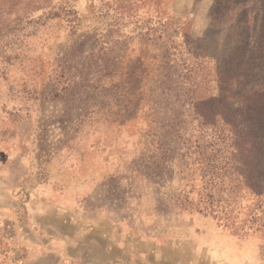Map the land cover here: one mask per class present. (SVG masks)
I'll return each mask as SVG.
<instances>
[{"label":"rangeland","instance_id":"374dc122","mask_svg":"<svg viewBox=\"0 0 264 264\" xmlns=\"http://www.w3.org/2000/svg\"><path fill=\"white\" fill-rule=\"evenodd\" d=\"M32 1L45 7L0 36V264H264V199L234 191L214 217L174 196L183 189L196 202L208 187L196 144L208 162H224L219 118L177 101L121 112L129 99L143 102L137 93L148 97L161 73L179 72L162 67L171 40L176 60L201 46L212 75L256 42L264 0ZM12 4L23 12L20 0H0L5 11ZM73 44L102 48L109 73L99 84L131 92L79 126L62 101L40 93ZM161 145L174 154L155 174L149 162Z\"/></svg>","mask_w":264,"mask_h":264},{"label":"trees","instance_id":"16d2710c","mask_svg":"<svg viewBox=\"0 0 264 264\" xmlns=\"http://www.w3.org/2000/svg\"><path fill=\"white\" fill-rule=\"evenodd\" d=\"M20 1L23 4V12H11L15 4L6 11L0 8V36L3 33L15 35L21 30L20 22L30 18L31 11L45 7L34 4L32 0ZM217 2L220 3L219 0ZM45 13L57 15L51 8ZM259 26L256 42L251 43L248 40L244 45L240 44L232 50L233 53L227 61L215 63L213 75L206 71V60L209 56L201 46L195 42L189 43L190 49L193 47L194 50L187 47L190 50L188 57L176 60L172 58L175 52L171 50V40L162 50L161 63L162 67H173L179 72L175 75L167 71L161 73L148 97L146 91L137 93L144 99L143 102H132L129 99L127 107L121 111L128 113L134 103L133 113L140 105H147L155 112L158 110L157 106L162 104L165 108V104L170 105L177 101L181 105L191 104L201 117L204 115L199 111H212L221 121L219 134L223 143L219 151L223 154L224 162L221 161L218 165L208 162L214 159L205 153L204 146L195 145L199 147L196 153L202 165L201 169H204L203 174H209L208 187L196 202L187 198L185 190H179L174 196L181 207L193 206L198 212L217 217L225 205L227 207L232 202L230 195L234 191L244 188L256 199H264V173H260L261 168L264 170V17L261 18ZM81 47L82 45L77 44L69 45L62 56L55 58L47 81L40 91L44 100L62 101L66 109L69 108V114L73 116L71 122L73 125L76 123V126L85 120H91L101 110L109 111L118 106L124 95H131V92L127 91L129 87H125L123 93L118 84L101 86V77L109 73L105 70L108 66L106 61L100 60L99 53L103 49H96V46L91 44L87 46L88 50L83 52ZM211 81L216 83V87L212 89L214 91L206 92L205 86L210 88ZM147 101H151V104L148 105ZM117 114L119 115V112ZM126 115L129 114H121L120 117ZM119 120L120 118L115 121ZM160 148L162 157L154 158V155H151L152 161L149 162L155 174L161 173L160 165L165 158L174 154V151L162 145ZM226 165L232 175L227 179L228 182H225L219 173L226 172ZM145 167L150 169L147 165Z\"/></svg>","mask_w":264,"mask_h":264}]
</instances>
